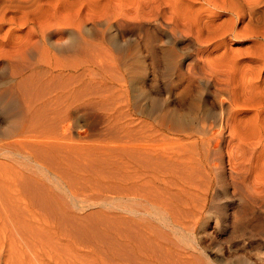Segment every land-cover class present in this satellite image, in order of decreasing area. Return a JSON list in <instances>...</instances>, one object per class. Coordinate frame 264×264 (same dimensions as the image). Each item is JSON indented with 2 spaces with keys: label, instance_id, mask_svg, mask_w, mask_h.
Returning <instances> with one entry per match:
<instances>
[{
  "label": "bare ground",
  "instance_id": "6f19581e",
  "mask_svg": "<svg viewBox=\"0 0 264 264\" xmlns=\"http://www.w3.org/2000/svg\"><path fill=\"white\" fill-rule=\"evenodd\" d=\"M173 76V115L122 100ZM226 159L231 235H264V0H0V264H243L195 209Z\"/></svg>",
  "mask_w": 264,
  "mask_h": 264
},
{
  "label": "rangeland",
  "instance_id": "374dc122",
  "mask_svg": "<svg viewBox=\"0 0 264 264\" xmlns=\"http://www.w3.org/2000/svg\"><path fill=\"white\" fill-rule=\"evenodd\" d=\"M137 32L138 31H136L132 34V38H135L139 35V32L138 33ZM135 34L137 36L134 37ZM187 43L188 42H186V41H184V42L181 41V43L179 44L180 49H182L181 51H182V53H184V55H186L190 52L189 48H187V47H189L188 46L189 43H188V45H187ZM186 45H187V47H186ZM139 47H138V45L134 47L136 49V50H134V52H135L134 55L136 54L137 56H139L143 60H145L144 58L146 56H145V53H144L142 46L140 44H139ZM186 60H187L186 61L187 63L185 62V67L187 68L186 65L188 64V58ZM147 62L148 61L145 60V62H144L145 66L149 64V62L148 63ZM148 73L150 75L147 74V76L145 77V80H144L145 81L144 85L147 83L145 85V87H148L151 84L150 82L152 81V76H151V73L149 72V69H148ZM182 73H183V71H182ZM148 76H150V77H148ZM161 78H160V84L162 86L161 87L162 90H164V91L166 90L165 91L166 93H163L165 95L156 96L155 94L149 93L150 95L148 94V96H142V97L137 96L136 97V96L132 95V91L130 90V93H129L130 95L124 96L122 98L123 101L128 100L127 101L129 103L128 109H130L132 114L136 115V118L138 117L139 119L142 118L144 120L146 119L148 122H152V120H150V118H148L146 116L138 115L137 114L138 108L136 109V107L138 105L148 107L152 102H156L160 106V109H159L157 115L166 114V113L173 115L174 113L178 112L179 104L175 100V98H174L175 96H172L171 92H168V91L170 90V88L173 89L174 87L176 88V85H180L181 81L176 76L175 77L173 76V78L171 77L169 80L167 79L168 81L165 79L161 80ZM176 82H178V83H176ZM171 86H173V87H171ZM197 86H198V88H197ZM198 90H199L198 93L199 94L201 93L203 96H201V94L199 95L198 93H196ZM205 90L206 89L203 86L196 85L195 95L193 96V98H192V96L188 97L189 101H191V99H193V100L195 99L192 102L196 101L195 103H197L201 109L198 111V114L196 116L192 117L194 119H191L189 114H187V117L190 120H192V122H194L195 127H197L198 125H202L203 113L205 112V109L207 110L209 108L208 105H210L214 101V100H212V98L210 96H204ZM167 92L169 95L170 94L171 95L169 96L167 94ZM121 97L122 96H120V98ZM117 98L119 99V96H117ZM151 100H152V102H151ZM205 107H207V108H205ZM184 113L186 114L187 112H184ZM218 166H219V168H222V169L224 168V172L226 174L224 176V178H226V184L221 183L219 185V191L220 192L218 194L216 193V195H215V192L207 193V191H205V187H203L201 189V191L204 189L203 192H205V193L201 192L200 194H202L201 196H203V197H201L200 195H199V197L205 199V196H206V199L208 198V205L204 210H202L201 205L197 204L198 206L195 208L197 211L194 210L197 212V214H196V212H194L196 215L200 214V211L203 213L202 219H204V220H201V221H203V222H201V224L203 225L204 234L206 233L205 235L203 234V237L205 236L204 240L207 243V247L211 248V251L209 248L208 252L211 254L212 257L213 256L217 257L220 255H223V253L226 255V257L229 255V258L227 257V260H228V262H231V263H234L237 261H243V264H258V263H260V258L258 260V257L261 254H264V248H263L264 247V235H261V236H259V234L256 235L257 233L255 231L254 232L256 234L254 232H251L252 235L247 234L248 236L245 233L244 234L246 236L245 235L243 236V234L242 235L240 234V236H232L231 235V233H232V220L230 217L233 213H234V215H237V216H238V214L240 216L242 215V214H240V212L243 213L244 209H243L242 204L244 202L241 201L242 199H241V195L239 192L240 189H237L239 191H236V188L234 189V187H231V185H230V187L228 186L229 185V178H228L229 177V166H228L227 159L225 162H222V163L220 162ZM238 185L240 186V180H239ZM223 204L225 205V207H223L224 206ZM199 207H201V208L199 209ZM221 208L227 209L226 212L228 215L226 217L222 216V214L218 212L219 209H221ZM231 212H232V214H231ZM240 216H238V217H240ZM223 218H225V219H223ZM249 230H251V229H249ZM253 234H255V235H253ZM261 245H263V247ZM219 248L221 250H219ZM230 249H231V251H230ZM218 250H219V252H218Z\"/></svg>",
  "mask_w": 264,
  "mask_h": 264
}]
</instances>
